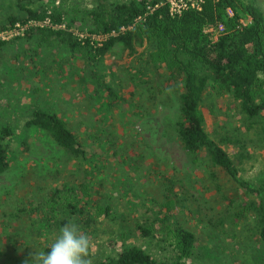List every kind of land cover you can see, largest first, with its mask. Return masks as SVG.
<instances>
[{"label": "rangeland", "instance_id": "rangeland-1", "mask_svg": "<svg viewBox=\"0 0 264 264\" xmlns=\"http://www.w3.org/2000/svg\"><path fill=\"white\" fill-rule=\"evenodd\" d=\"M114 1L119 0H107ZM240 1H253L264 12V0ZM23 3H43L49 12L58 7L72 14L95 6V0ZM17 5L18 0H0L1 17L17 12ZM239 21L249 23L251 18L244 13ZM142 22L137 19L135 25ZM78 24L76 20L72 28L83 35H77L80 40L95 35ZM224 28L222 22L203 30L214 40ZM25 32L3 39L0 47V128L8 125L12 131L10 164L0 172V264H32V256L58 235L63 226L58 220L66 216L62 204L69 200L89 205L95 216L88 227L95 243L92 261L113 255L124 239L141 244L157 260L170 263L181 257L172 221L155 225L151 237L138 234L137 224L155 216L158 205H167L170 218L197 237L195 251L182 256V264H264V244L245 205L252 195L211 165L205 154L185 151L175 129L178 90L164 81L165 62L155 71L156 54L147 39L135 45L134 55L116 42L94 68L82 48L72 54L62 44ZM203 96L207 132L230 153L240 176L255 181L264 173V110L248 127L230 91L210 84ZM37 107L58 112L93 152L92 159H74L45 130L25 127ZM226 134L235 139L222 142ZM21 141L29 149L22 150ZM64 182L68 197L56 199V211H49L55 224L48 229L45 218L40 219L48 207L47 193ZM167 189L170 197L164 194ZM38 200L44 207L32 213L30 204ZM18 208L26 211L14 216ZM70 221L80 228L73 214L66 223Z\"/></svg>", "mask_w": 264, "mask_h": 264}, {"label": "trees", "instance_id": "trees-1", "mask_svg": "<svg viewBox=\"0 0 264 264\" xmlns=\"http://www.w3.org/2000/svg\"><path fill=\"white\" fill-rule=\"evenodd\" d=\"M158 1L95 0V6L85 13L72 14L58 7H54L49 12L43 3L28 5L23 3L24 0H18L17 12H8L4 18L0 14V28L10 27L16 21H41L48 17L50 24L30 25L26 28L25 35L36 36L43 42L62 44L72 54L76 49L82 48L88 55L89 62L94 64V68L116 42H120L129 55H134L135 45L147 39L149 45L154 48L153 55L156 54L155 71L159 72V63L165 62L167 71L163 73L164 81L178 90L179 106L175 129L179 141L185 151L192 156L205 154L211 165L224 171L252 195L245 205L247 211H251L249 213L255 218L256 233L264 244V173L253 182L240 176L233 157L207 132L206 115L201 107L204 90L210 84L217 85L231 92L244 114V121L247 122L248 127L260 120L264 110V89H260L264 83V12L253 1L206 0L200 10H188L180 16L172 17L165 5L156 6L149 11L147 6H153ZM226 7L232 9V16L227 15ZM244 13L250 16L249 23L242 24L239 21ZM138 15H144V20L141 24L135 25ZM76 20L79 21L78 26L81 30L86 28L94 34L108 33L113 29L119 30L121 26H125L126 29L119 30L116 35L91 42L90 35L81 40L77 37L72 28ZM219 22H223L225 28L217 39L210 40L203 29L208 24ZM62 23L65 27L55 26ZM129 25L132 26L128 27ZM4 43L5 41L0 40V47ZM90 73L97 75L98 72L92 70ZM135 77L136 74H133L132 79H136ZM24 126L45 130L74 159L82 162L92 159L93 152L86 149L77 133L55 110L34 108L31 115L25 119ZM11 132L8 125L0 128V172L7 169L10 164L8 152ZM234 139L227 134L221 137L222 142ZM21 143L22 150L29 149L27 143L24 141ZM212 175L216 176V173L213 172ZM72 187L73 185L70 186ZM68 188L64 182L53 186L47 193L46 214L42 216L40 214V219L45 218L46 228L50 229L55 224L49 211H56L57 198L68 197L65 193ZM168 189L171 191L172 186ZM168 189L164 191L166 197L171 196ZM30 205L29 211L32 213H39V209L44 207L40 206V200ZM62 206L65 208L66 216L58 220L61 226L68 221L69 214H73L76 221L80 222L81 231L90 233L88 227H92L96 219L89 205L80 203L78 206V203L69 200L64 201ZM167 207V205H158L156 211L158 213H155V216L147 215L143 218L144 224H137L138 234L146 238L151 237L155 225H162L165 223L163 221H172L181 257L191 254L196 248V235L182 223L170 218L171 211ZM243 208L240 210L241 213L244 212L245 206ZM22 211L26 209L18 208L13 214L18 216ZM109 211L107 205L105 212ZM49 245H45L43 251H49ZM181 257L178 256L170 263L157 260L141 244L124 239L120 249L113 255L92 261V264H182Z\"/></svg>", "mask_w": 264, "mask_h": 264}, {"label": "clouds", "instance_id": "clouds-1", "mask_svg": "<svg viewBox=\"0 0 264 264\" xmlns=\"http://www.w3.org/2000/svg\"><path fill=\"white\" fill-rule=\"evenodd\" d=\"M48 247L49 251H37L32 256V264H92L95 243L71 221L59 229ZM24 264H29L28 260Z\"/></svg>", "mask_w": 264, "mask_h": 264}, {"label": "built area", "instance_id": "built-area-1", "mask_svg": "<svg viewBox=\"0 0 264 264\" xmlns=\"http://www.w3.org/2000/svg\"><path fill=\"white\" fill-rule=\"evenodd\" d=\"M206 0H159L157 3H155L153 6H147L149 11H151L154 7L159 6V5H165L167 7L168 13L172 16H180L184 11H188V10H200L202 8L203 3ZM226 13L228 16H232L233 15V11L230 7H226ZM137 19H143L144 20V15H138L135 19V21H137ZM241 22V21H240ZM242 24H244L243 22H241ZM44 24H50L49 18L46 17L44 20L41 21H35V20H30L28 22H22L19 23L18 21H16L13 24V28L11 27L10 29H2L0 30V40L3 39H7L9 36H11L12 34H18L21 33L23 34L26 31V28L30 25H44ZM135 24V22H134ZM222 25V22L217 23ZM212 25L215 24H208L205 27L206 28H212ZM58 27H65V24H60V25H55ZM132 25H129L128 27H131ZM126 29L125 26H121L120 27V31H124ZM119 30H111L108 33H104V34H95L96 36H98V40L101 39H105L107 38L109 35H116ZM75 32V31H74ZM94 34V33H93ZM221 34V33H220ZM219 34V35H220ZM78 36H83L81 33L77 34ZM91 37V42H94L93 40H95L93 38V36L95 35H91L88 34L86 36ZM84 36V38L86 37ZM217 39V37H214V40Z\"/></svg>", "mask_w": 264, "mask_h": 264}, {"label": "crops", "instance_id": "crops-1", "mask_svg": "<svg viewBox=\"0 0 264 264\" xmlns=\"http://www.w3.org/2000/svg\"><path fill=\"white\" fill-rule=\"evenodd\" d=\"M127 50V49H126Z\"/></svg>", "mask_w": 264, "mask_h": 264}]
</instances>
